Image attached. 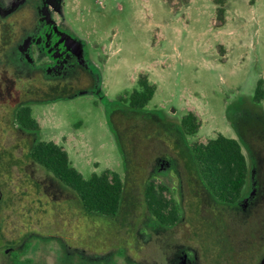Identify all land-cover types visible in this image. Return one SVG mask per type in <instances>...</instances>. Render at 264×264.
I'll return each instance as SVG.
<instances>
[{
  "label": "rangeland",
  "instance_id": "rangeland-1",
  "mask_svg": "<svg viewBox=\"0 0 264 264\" xmlns=\"http://www.w3.org/2000/svg\"><path fill=\"white\" fill-rule=\"evenodd\" d=\"M214 10L211 0H64L60 13L54 15L71 28L84 50L88 80L73 81L67 97L42 99L31 107L42 127L39 137L63 146L85 178L106 169L120 175L124 182L120 214L128 211L132 215L133 229L143 225L141 216L148 212L143 200L147 184L164 187L166 199L182 203L180 186L186 196L188 175L180 156L184 145L174 140L182 143L183 138L191 147L219 133L236 138L249 169L241 202H254L242 213L223 208L199 183L202 213L205 217L217 214L221 231L222 220L226 222V244L257 245L256 232L264 230V135L259 138L256 131L262 130L257 116L260 110L264 113V98L255 103L252 96L257 80L264 81V0H228L221 26L214 24ZM140 75L156 87L144 108L152 113L151 120L148 113L125 115L127 104L119 99L137 87ZM188 111L196 115L199 128L193 135L180 137V119ZM12 141L9 138L5 143ZM164 161L170 166L177 162L178 171L161 166ZM26 171L41 182L42 192L33 198L16 196L15 182H23L25 171L14 169L12 179L8 174L2 177L0 205L7 208L8 237L38 232L31 238V257L51 264L61 254L55 243L60 236L105 246L123 240L121 230L115 235L111 220L85 214L73 192L46 170L32 165ZM23 183L35 194L29 179ZM196 218L191 211L189 226ZM1 226L5 219L0 216ZM203 228L191 227L198 235ZM155 260L147 263L163 264Z\"/></svg>",
  "mask_w": 264,
  "mask_h": 264
},
{
  "label": "flooded vegetation",
  "instance_id": "flooded-vegetation-1",
  "mask_svg": "<svg viewBox=\"0 0 264 264\" xmlns=\"http://www.w3.org/2000/svg\"><path fill=\"white\" fill-rule=\"evenodd\" d=\"M63 6L64 0H0V167L11 172L14 169L25 171L23 181L29 179L39 194L43 185L26 169L32 165L43 168L24 157L34 143L43 140L39 137L42 127L31 105L42 99L67 97L73 81L88 80L89 76L84 50L75 40L71 28L65 21L58 22L54 15L55 12L60 13ZM39 94L42 98L37 99ZM22 107L30 109L35 121L33 125L24 126L18 121L16 112ZM9 138L13 141L6 144ZM182 163L188 175L186 196L182 192L183 186H180V194H184L182 203L174 198H165L170 207L155 211L144 201L148 212L144 211L141 216L143 225L134 229L130 222L132 215L128 211H123V214L119 211L112 217L102 215L112 221L115 235L121 230L122 241L109 242L105 246L104 243L86 240L67 241L60 236L55 243L61 254L51 264H149L147 262H158L156 258L163 264H264V230L256 232L259 238L257 245H232V242L227 245L224 241L226 222L222 220L221 231V218L217 214L205 217L202 213L203 200L198 185L202 183L206 187L204 181L196 170L189 171L190 166ZM177 164L170 166L164 161L160 165H169L170 171H178ZM15 183L22 185L23 182L18 180ZM243 198L242 189L235 202L215 199L223 203L216 202L221 207L239 209L240 213L254 202L245 199L242 203ZM6 210L0 205V216L5 219V226L0 227V264H44L29 254L31 238L36 237L34 233L37 231L7 236ZM193 210L197 218L190 226L204 227L200 235L192 232L187 219ZM125 236L132 240H125ZM206 237L212 241L206 242ZM212 237H218V240Z\"/></svg>",
  "mask_w": 264,
  "mask_h": 264
},
{
  "label": "trees",
  "instance_id": "trees-1",
  "mask_svg": "<svg viewBox=\"0 0 264 264\" xmlns=\"http://www.w3.org/2000/svg\"><path fill=\"white\" fill-rule=\"evenodd\" d=\"M228 0H211L215 6V26H221L225 22V3ZM170 2V1H169ZM263 79L259 78L256 82L252 100L260 103L264 98ZM155 85L152 84L145 75H140L137 79V87L131 90L126 96H119V99L126 102L125 115L133 116L145 111V107L155 92ZM17 119L24 126L34 124V119L30 115L28 107H22L17 112ZM147 119L151 120L153 115L148 113ZM261 125L256 131V135H264V113H258ZM151 118V119H150ZM199 128V121L196 115L188 111L180 119L178 136L187 134L193 135ZM239 130V129H238ZM173 141V137L168 136ZM174 144L184 145L182 161L187 165L191 164L189 171H197L206 187L222 202H235L239 197L248 178V163L242 151L241 145L236 138L225 136L221 133L208 139L205 143L196 142L191 147L174 140ZM187 145V146H186ZM122 145H120V148ZM188 156V157H187ZM30 159L48 173H50L61 184L68 187L76 197V202L87 215L115 216L121 209L124 193V182L120 175L111 170H104L102 173L93 172L85 178L70 162L66 150L54 141L39 140L34 143L28 153L24 156ZM193 168H195L193 170ZM8 174L12 179L13 171L3 170L0 167V189L2 197L3 184L2 177ZM23 178H26L25 176ZM24 182V181H23ZM5 186L7 187L8 185ZM30 185V184H29ZM22 188L19 190V188ZM28 187V188H27ZM164 187L157 188L153 183L145 186L143 198L147 206L155 211L170 207V203L162 195ZM17 192V193H16ZM26 198L38 196L30 192L26 183L18 185L16 191ZM15 196V197H16ZM15 197L12 202H15ZM61 211V210H60ZM74 219H78L75 217ZM80 219V218H79Z\"/></svg>",
  "mask_w": 264,
  "mask_h": 264
}]
</instances>
